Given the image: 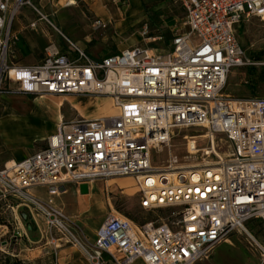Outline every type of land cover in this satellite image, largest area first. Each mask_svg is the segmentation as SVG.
<instances>
[{"label": "built area", "instance_id": "2783aa9c", "mask_svg": "<svg viewBox=\"0 0 264 264\" xmlns=\"http://www.w3.org/2000/svg\"><path fill=\"white\" fill-rule=\"evenodd\" d=\"M173 2L184 17L167 50L135 46L93 59L61 34L74 56L49 42L39 63L22 67L7 63L8 48L15 15L34 8L32 0H0V85H17L7 93L105 98L116 111L61 122L43 149L0 167V202L40 218L54 254L56 233L89 264H196L242 233L264 264V97L224 93L230 72L250 64L236 28L251 18L264 26V0ZM189 129L200 133L172 156L174 130ZM165 149L166 165L152 166L150 151ZM119 178L134 180L139 208L154 213L152 221L137 224L111 211L91 242L53 202L66 184ZM38 187L47 200L30 193ZM250 220L262 223L261 241L247 230Z\"/></svg>", "mask_w": 264, "mask_h": 264}, {"label": "rangeland", "instance_id": "374dc122", "mask_svg": "<svg viewBox=\"0 0 264 264\" xmlns=\"http://www.w3.org/2000/svg\"><path fill=\"white\" fill-rule=\"evenodd\" d=\"M147 8V16H143L141 20L131 27V33H128L127 37H121V39L131 40L134 45L133 47L167 50L169 44L166 45L165 40L168 38L170 41L175 28L182 27L183 10L173 0H151L147 4ZM37 18V16L15 17L8 48L7 63L9 65H17L19 62H21L22 66L28 65L33 63V57L37 60L41 57L40 59L42 60L44 49L49 44L46 43L42 53H40L41 50L39 49L43 46L41 36L45 34L48 37H53L54 43L59 48L65 44L61 34L69 38L73 33L77 36L81 35L80 27L78 26L79 20L73 16L66 18V20H61L60 22L63 25H60L54 18H50L51 25L44 21L46 30L43 33L36 30L37 26L33 29L28 27L29 22ZM17 23L21 27L20 33L14 32V25ZM144 28L146 29V34L142 35L141 33ZM35 30L39 31L38 35L27 36L34 46L29 52L26 48L29 43L23 34L26 31L32 33ZM236 33L237 39L245 52V58L250 64L235 68L230 72L224 93L236 99H245L252 96L264 97V26L257 19L251 18L249 21L238 26ZM88 39L93 40L91 37H88ZM192 41L196 40L193 39ZM82 50L86 52V50ZM70 56L74 55L70 54ZM16 88V84L9 82H3L0 85V115L10 111L9 100H13V98L10 96L12 94L7 93V90ZM68 97H60L64 115L70 113L83 117V115L94 111L99 115V118L116 116V111L112 104L105 98L88 96ZM13 107L15 108L14 104ZM44 121L51 122V119L48 117ZM18 131L10 124H5L3 127L0 125V133L5 137L14 136L18 134ZM199 133L200 130L198 129L174 130V136L171 141V155L180 157L181 152L185 150L184 143L186 139L197 136ZM218 137L221 138L222 136ZM198 144L200 148L207 145L206 142H200L199 140ZM167 153V149L160 152L151 150V165L154 167H164L166 165L165 159ZM5 155V149H0V166L4 164ZM92 184L96 186L94 187L95 195L92 197V204H90V213L88 216L81 218L80 226H78L88 240L94 239L95 227L101 224L105 215L111 211L137 224L146 223L155 218L154 213L139 208V198L134 188L135 182L133 179L96 180ZM40 191L42 190L40 189ZM68 198V196H63L62 200H68ZM55 201L59 202L58 199ZM7 205L10 206L11 203L0 202V264H59L57 253L60 248L59 244L71 246L66 242L65 238L61 237L60 234L53 233L54 238L61 239L59 242H56L58 249L54 254L51 247L50 254L43 255L39 249L40 244L35 242L38 240V232L34 226L33 219L28 217L24 220L22 217L24 211L19 209L17 214H15L10 208H7ZM159 213L163 214V212ZM27 226L33 228L31 232L27 230ZM245 226L257 240L261 241L262 223L260 221L250 220ZM17 232L20 234V237L16 235ZM29 233L31 234L29 235ZM79 236L81 237L82 235L80 234ZM196 264L262 263L257 252L252 247L250 239L245 234L233 233L227 238L226 242L219 244L213 250L207 260L197 262Z\"/></svg>", "mask_w": 264, "mask_h": 264}, {"label": "crops", "instance_id": "0c3cea01", "mask_svg": "<svg viewBox=\"0 0 264 264\" xmlns=\"http://www.w3.org/2000/svg\"><path fill=\"white\" fill-rule=\"evenodd\" d=\"M150 1L151 0H32L34 8L23 7L17 11L15 16H37L38 18L29 22V24L35 22L37 26L36 30H39L41 33L46 30V25L44 21L40 19V16H46L49 22L50 18H54L60 25H63L60 22L61 20H66V18L72 16L75 17L79 20L78 26L80 27L81 35L77 36L73 33L70 35V38L64 36L81 50H86L85 53L89 57L100 59L134 46L131 40L121 39V37H127L128 33H131V27L141 20L143 16H147V4ZM96 20L105 24L106 27L94 30L92 24ZM36 30L32 33L26 31L23 34L29 43V45L26 46L28 51L34 46L27 36L38 35L39 31L37 32ZM14 32H21V27L18 23L14 25ZM88 37H91L93 40L88 39ZM41 39L43 46L39 49L41 50L40 53H42L46 43H54L53 37H48L46 34L41 36ZM60 49L63 53L69 55L73 54L66 44H63ZM40 58L41 57L37 60L33 57V63L28 65L22 66L21 62L17 63V65L22 67L32 66L37 64L41 60ZM10 94H12L10 96L13 98V100H9L10 111L0 115V125L3 127L5 124H10L19 131L18 134L9 137H5L0 133V149L3 148L6 151L3 163L9 161L20 162L34 155L43 149L42 147H45L46 139L54 133L59 123L80 118V116L70 113L66 115L63 114V104L60 97L32 98L18 93ZM48 117L51 119V122L44 121ZM82 118L96 119L99 118V115L92 111L87 115H83ZM95 186L94 184H90L88 186V194L81 195L79 194L78 187L70 183L66 184L65 192L53 196V202L55 206L61 209L78 227L80 226L81 218L88 216L90 213V204H92V197L95 195ZM40 189L42 191H40ZM30 193L42 200H47L50 197L45 187L32 188L30 189ZM63 196H68V200H62ZM56 199H58L59 202L55 201ZM20 210L26 211L24 208ZM27 218L28 217H23L24 220ZM33 221L38 232V240L35 242L40 244V252L43 253V255H48L50 254L51 246L48 240L42 235L44 224L38 217H34ZM100 225L101 224L97 225L94 229V238ZM32 229V227L27 226L29 232H31ZM30 234L31 233H29V235ZM60 240L61 239H59L58 242ZM93 240L89 239L91 242ZM59 246L60 248L57 251L59 264H89L87 260H85L84 253L79 248L64 244H59ZM135 264H142V262L138 260Z\"/></svg>", "mask_w": 264, "mask_h": 264}, {"label": "water", "instance_id": "95a60500", "mask_svg": "<svg viewBox=\"0 0 264 264\" xmlns=\"http://www.w3.org/2000/svg\"><path fill=\"white\" fill-rule=\"evenodd\" d=\"M79 194L81 195H87L89 192V187L87 184H81L79 187Z\"/></svg>", "mask_w": 264, "mask_h": 264}, {"label": "trees", "instance_id": "16d2710c", "mask_svg": "<svg viewBox=\"0 0 264 264\" xmlns=\"http://www.w3.org/2000/svg\"><path fill=\"white\" fill-rule=\"evenodd\" d=\"M170 41H171V39H170ZM170 41H169V39L167 38V39L165 40L166 45H168ZM142 224H143V223H142Z\"/></svg>", "mask_w": 264, "mask_h": 264}]
</instances>
